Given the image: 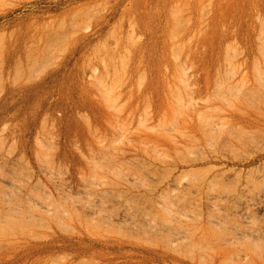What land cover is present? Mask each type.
<instances>
[{
    "label": "rangeland",
    "instance_id": "rangeland-1",
    "mask_svg": "<svg viewBox=\"0 0 264 264\" xmlns=\"http://www.w3.org/2000/svg\"><path fill=\"white\" fill-rule=\"evenodd\" d=\"M0 264H264V0H0Z\"/></svg>",
    "mask_w": 264,
    "mask_h": 264
}]
</instances>
